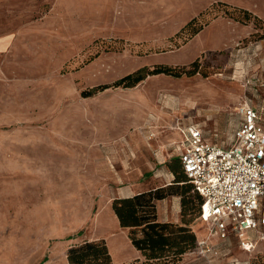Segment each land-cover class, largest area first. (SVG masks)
Returning a JSON list of instances; mask_svg holds the SVG:
<instances>
[{"label": "rangeland", "instance_id": "1", "mask_svg": "<svg viewBox=\"0 0 264 264\" xmlns=\"http://www.w3.org/2000/svg\"><path fill=\"white\" fill-rule=\"evenodd\" d=\"M240 9L259 19L242 21ZM73 11L55 13L52 0L0 7V35L24 29L0 54V264H69L64 241L103 234L97 215L104 207L111 227L117 195L173 182L181 191L182 129L228 146L245 102L264 124V0H208L192 16ZM158 65L174 71L118 83ZM186 220L204 233L198 206ZM213 243L211 264H264V242ZM196 248L190 264H209Z\"/></svg>", "mask_w": 264, "mask_h": 264}, {"label": "built area", "instance_id": "2", "mask_svg": "<svg viewBox=\"0 0 264 264\" xmlns=\"http://www.w3.org/2000/svg\"><path fill=\"white\" fill-rule=\"evenodd\" d=\"M239 113L232 144L207 140L193 124L182 129L178 147L182 170L203 199L199 219L208 232L196 249L209 264L219 253L213 239L234 235L247 251L264 242V124L249 102Z\"/></svg>", "mask_w": 264, "mask_h": 264}, {"label": "trees", "instance_id": "3", "mask_svg": "<svg viewBox=\"0 0 264 264\" xmlns=\"http://www.w3.org/2000/svg\"><path fill=\"white\" fill-rule=\"evenodd\" d=\"M238 10V9H237ZM243 13L242 21L247 22L254 16L248 9H240ZM195 19L189 21L184 29L194 26ZM201 29L193 28L194 34ZM198 68V60L192 64ZM172 67L158 65L155 69L143 67L133 74L121 78L118 83L132 86L143 80L150 74L162 72L171 73ZM188 178L182 173L176 178V183L182 185L181 191L174 192L169 186L157 187L138 192L128 197H117L113 200V210L117 215L122 227L128 228L129 237L134 246L141 250L145 259H137L127 264H179L183 255L197 246V234L192 230L190 221L186 216L190 212L197 211L198 218L201 214L202 197L194 190L190 182L186 185ZM197 195H187L191 189ZM170 195H179L182 200V222L162 221L158 217L157 201ZM198 201V203H197ZM69 264H114L107 241L105 239L85 240L70 247L67 251Z\"/></svg>", "mask_w": 264, "mask_h": 264}, {"label": "crops", "instance_id": "4", "mask_svg": "<svg viewBox=\"0 0 264 264\" xmlns=\"http://www.w3.org/2000/svg\"><path fill=\"white\" fill-rule=\"evenodd\" d=\"M14 1L15 0H0V7L3 6L12 7ZM1 2H4V4H2ZM52 2L55 13H59L61 7L66 4L72 7L73 9H75L73 13H76L77 9H80L81 12H84L85 9H88L89 15L95 16L101 14L105 16V14L106 15L111 14L112 16H117L121 18V17H126L127 14L126 12L123 11V9L128 7H135L140 9L145 8V9L163 10V14L165 15L168 14L171 16L172 15L192 16L197 14L204 7H206L208 0H52ZM46 18H49L48 14ZM22 32H24V29H19L16 31L8 30L6 33L0 35V54H6L9 53V51L13 50L16 46V41L21 36ZM200 35H203V33H200ZM182 138H184L183 133H182ZM178 158L180 161L179 155ZM145 190H149V189H144V191ZM134 194H136V192L117 195V197H128ZM108 210H109L108 212L112 214V220L114 224L111 227L105 224L104 217L106 210L104 207L100 208L96 220H97V227H99L103 231V234H98L97 237L86 240H94V239H102V238L105 239L107 241L109 251L111 253L114 264H127L137 259L143 261L145 259V256L143 255L142 251L137 249L132 243L129 237L128 228L121 226L120 221L113 210V207L112 208L108 207ZM157 211H158V217L162 221L182 222L183 219H182L181 196L170 195L166 198L159 199L157 201ZM207 232L208 231L205 228L203 234L199 235L196 233L197 239L200 240L205 238ZM71 240H72L71 236H69L68 240L64 241L65 242L64 246H66V248H70L83 241V240H78V241H71ZM194 252L198 253L197 249ZM190 254L191 253H185L179 264H190L192 260ZM199 256L201 255L199 254ZM46 260L47 258L44 259V261Z\"/></svg>", "mask_w": 264, "mask_h": 264}]
</instances>
